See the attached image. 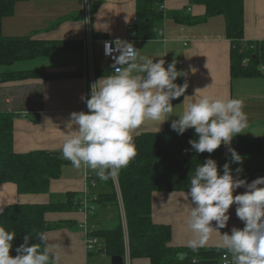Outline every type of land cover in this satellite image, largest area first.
Returning a JSON list of instances; mask_svg holds the SVG:
<instances>
[{
    "label": "crops",
    "instance_id": "crops-1",
    "mask_svg": "<svg viewBox=\"0 0 264 264\" xmlns=\"http://www.w3.org/2000/svg\"><path fill=\"white\" fill-rule=\"evenodd\" d=\"M137 0H91V17L88 21L84 14L82 0H26L15 6L11 16L1 21L4 36H30L37 39L65 42L70 46L53 50L46 56L21 60L0 66V71H15L10 65L28 68L18 71L42 69L53 73L55 78L30 79L5 82L0 85V110L12 109L16 112L12 121V142L15 153L32 150H49L59 153L66 122L72 112L87 111L81 96L90 93V84L111 72L107 59L101 54L104 39H129L142 55L156 60L164 59L165 67L173 60L178 71L186 76L178 77L174 83L188 84L185 96H192L196 89H204L205 94L229 96L240 99L247 114L248 126L244 133L236 136L260 139L258 152H239L244 157V171L240 178L250 183L258 177H264V75L251 78H231L229 55L231 42L225 34V18L216 15L196 24H182L172 18H166L156 29L153 39H137L130 35L129 28L135 20ZM165 11H185L192 17L202 16L205 8L189 0H161ZM243 38L254 43L264 40V0H244ZM89 23L93 50V73L84 66L83 42L88 33ZM155 62V61H154ZM207 64V67L205 66ZM196 69L195 73L191 69ZM6 93V94H5ZM90 98V97H89ZM184 96L172 100L174 107L182 104ZM182 108H176L179 112ZM35 115V117H33ZM171 117L160 125L171 124ZM158 124H145L136 129L133 135L145 131H158ZM159 130V131H160ZM231 146V145H230ZM224 156L230 159L228 148L224 146ZM64 159V158H63ZM65 160V159H64ZM241 165L232 164L233 170ZM95 181V186L87 187L84 173ZM106 181L90 169H74L65 160L57 179L51 180L45 193L18 194L14 183H0V206L3 208L16 203L41 204L63 202L68 192L81 196L84 191L90 195L107 192ZM239 188L234 195L241 194ZM187 191L153 192L151 197V215L153 222L170 226L169 244L174 247H188L192 237L186 224L191 198ZM235 204L230 206L227 226L219 231L230 234L233 226L243 228V222L236 216ZM112 208V207H111ZM99 209L102 216L99 217ZM110 206L96 204L95 216L88 220L97 229L108 228L117 221ZM105 216V217H104ZM45 218L50 221L64 220L72 222L46 232L49 241L59 245L56 249L62 256V264H88L89 255L84 249L83 231L80 224L86 215L79 210L48 212ZM106 221V222H105ZM103 226H102V225ZM212 221L211 226L215 227ZM220 233L211 232L204 248H221ZM99 253V252H98ZM93 254V253H92ZM91 254V255H92ZM101 254V253H99ZM134 264H149L142 258ZM131 264V261H129ZM222 264V263H216Z\"/></svg>",
    "mask_w": 264,
    "mask_h": 264
},
{
    "label": "clouds",
    "instance_id": "clouds-1",
    "mask_svg": "<svg viewBox=\"0 0 264 264\" xmlns=\"http://www.w3.org/2000/svg\"><path fill=\"white\" fill-rule=\"evenodd\" d=\"M104 55L113 61L114 71L91 83L90 93L81 96L87 111L70 114L60 148L63 158L74 169H90L106 181L136 157V129L151 123L158 124L160 130V125L176 117L170 127L178 135L194 129L195 138L189 140L192 151L213 153L224 145L230 153L222 174L210 156L191 171L185 194L187 200L191 198L185 222L192 237L187 246L198 251L214 231L220 233L219 246L230 256V264H264V177L250 183L240 178L244 157L230 146L232 139L248 126L243 102L205 94L204 89L185 96L188 84L174 81L187 73L177 70L176 61L166 68L164 59L142 55L132 42L120 38L105 41ZM191 71L195 73L196 69ZM181 96L182 104L174 107L172 100ZM176 108L182 110L177 112ZM231 164L241 166L233 170ZM239 188L245 191L234 195ZM233 204L244 227L233 226L230 234H221L219 230L227 226ZM3 211L0 206V214ZM212 221L216 222L215 227L211 226ZM15 235L0 227V264H62V256L56 251L59 245L50 242L45 232H37L35 238L39 242L31 244L32 238L26 234L24 242L15 249L17 255L10 256ZM177 259L183 261L185 254L178 253Z\"/></svg>",
    "mask_w": 264,
    "mask_h": 264
},
{
    "label": "trees",
    "instance_id": "trees-1",
    "mask_svg": "<svg viewBox=\"0 0 264 264\" xmlns=\"http://www.w3.org/2000/svg\"><path fill=\"white\" fill-rule=\"evenodd\" d=\"M23 1L26 0H0V66L46 56L53 50L70 46L65 42L30 36H4L2 19L11 16L16 4ZM189 1L203 5L204 14L192 17L185 11L163 10L161 0H137L135 20L129 28L130 35L141 40L153 39L156 37V29L166 18H172L177 23L196 24L212 16L222 15L225 18V34L231 42V78L264 75L260 69L264 66V40L250 43L243 38L244 0ZM55 77L53 73L42 69L0 71V85L5 82L49 80ZM15 115L16 112L12 109L0 110V183H14L18 194L45 193L51 180L59 177L65 160L59 153L49 150L15 153L12 142V121ZM170 125L166 124L160 131H145L133 135L137 155L116 175L125 214L131 264H134V260L142 258L148 259L149 264L220 263L221 254L225 252L223 248L201 247L198 251H193L189 247L171 246L170 226L157 224L152 220L153 192L187 191L191 171L209 156L217 161L221 174L224 163L230 161L228 156H224V145L213 153H195L189 144V140L195 138L194 129L178 135ZM260 146L258 138L235 136L231 141V147L239 152H258ZM186 149L188 151H185ZM106 182L112 190L97 195L95 203L103 207L112 206L117 210L119 200L114 181L111 177ZM79 207V196L70 192L66 194L63 202L16 203L5 207L0 214V227L16 233L11 242L13 247L10 249V256L17 255L15 249L24 242L26 234L32 238L29 244L37 243V232L46 233L67 224L72 226L69 221L47 220L46 213L79 210ZM94 234L102 239V245L93 252L99 254L98 250H103L108 257L124 256L125 242L119 215L112 226L97 229ZM178 253L185 254L183 261L177 259Z\"/></svg>",
    "mask_w": 264,
    "mask_h": 264
},
{
    "label": "built area",
    "instance_id": "built-area-1",
    "mask_svg": "<svg viewBox=\"0 0 264 264\" xmlns=\"http://www.w3.org/2000/svg\"><path fill=\"white\" fill-rule=\"evenodd\" d=\"M82 6L85 11L84 12L85 17L89 21L91 17V13H92L91 0H82ZM87 28H88V33L83 42L84 66L86 69H89L91 73H93V68H94L93 67V50H92V38L90 35V30H89V23H87ZM114 40L115 39H104L101 44V54L105 59L108 60L111 72L114 71V69L111 68L113 61L104 55V42L114 41ZM122 40L131 42L129 39H122ZM245 61L246 59L244 60V62ZM260 69L264 73V67H261ZM112 179L114 181L115 188L117 191L119 207L121 209V217L123 219L122 228H123V236H124V242H125L124 262L125 264H129L130 257H129V249H128V237H127V228H126V222H125V214L123 210V204L121 201V194H120L119 187H118L117 177L116 176L112 177ZM84 180H85L87 187L95 186V181L92 179L91 175L88 174L87 172L84 173ZM96 199H97L96 195H90L86 191H84L83 194L79 197V204H80L79 211H82L86 215V218L80 224V227L83 231L84 249L87 254L95 251L96 248H100V246L102 245V239L99 236L94 234L95 231L97 230L96 226L90 223V221L88 220V217L94 215L96 212V203H95ZM230 259H231L230 256H227L226 252H223L221 254L220 263L230 264Z\"/></svg>",
    "mask_w": 264,
    "mask_h": 264
},
{
    "label": "rangeland",
    "instance_id": "rangeland-1",
    "mask_svg": "<svg viewBox=\"0 0 264 264\" xmlns=\"http://www.w3.org/2000/svg\"><path fill=\"white\" fill-rule=\"evenodd\" d=\"M11 66V68L12 69H17V70H15V71H18L19 69H25V68H28V67H25V66H20L19 68L18 67H16L17 66V64H12V65H10ZM262 67H264V66H262ZM261 68V67H260ZM6 94V93H5ZM106 189V191H111L112 190V188L109 186V185H107L106 187H105ZM112 206H110V210H111V212H110V214L112 213L113 214V216L114 217H116V215H117V218H118V215L121 217V209H120V207H119V205L117 206V210L114 208V207H112ZM117 211H118V214H117ZM98 213H99V217H101L102 215V212H101V210L99 209V211H98ZM92 216H95V215H92ZM105 217V216H104ZM121 221H122V223H123V219H122V217H121ZM106 222V221H105ZM125 222H126V220H125ZM102 225V224H101ZM103 226V225H102ZM112 226V225H111ZM110 227V226H109ZM98 248H96L95 250H97ZM98 253V252H97ZM124 256H125V254H124ZM123 256V257H124ZM110 263V257H108L106 254H96L95 252H93V254L91 255H89V258H88V264H109Z\"/></svg>",
    "mask_w": 264,
    "mask_h": 264
},
{
    "label": "water",
    "instance_id": "water-1",
    "mask_svg": "<svg viewBox=\"0 0 264 264\" xmlns=\"http://www.w3.org/2000/svg\"><path fill=\"white\" fill-rule=\"evenodd\" d=\"M11 64V63H8ZM35 117V115L33 116ZM99 253H104L103 250H98ZM109 264H125L124 257L123 256H112L110 257V263Z\"/></svg>",
    "mask_w": 264,
    "mask_h": 264
}]
</instances>
